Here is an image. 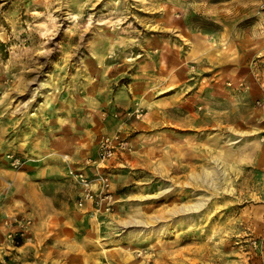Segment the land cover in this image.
<instances>
[{"label":"rangeland","instance_id":"obj_1","mask_svg":"<svg viewBox=\"0 0 264 264\" xmlns=\"http://www.w3.org/2000/svg\"><path fill=\"white\" fill-rule=\"evenodd\" d=\"M162 52L169 63L189 55L196 77L228 72L218 86L237 95L229 124L217 116L219 135L200 128L194 156L191 145L184 156L156 145L158 132L143 166L128 169L115 213L90 234L101 236L86 245L96 257L54 237L36 244L31 215L5 214L0 264H249L241 225L246 206L263 198L261 179L254 165L227 166L221 153L264 135V0H0V162L22 168L19 140L85 93L98 91L94 103L129 101L134 73L151 78ZM11 216L32 218L29 232L5 224Z\"/></svg>","mask_w":264,"mask_h":264},{"label":"crops","instance_id":"obj_2","mask_svg":"<svg viewBox=\"0 0 264 264\" xmlns=\"http://www.w3.org/2000/svg\"><path fill=\"white\" fill-rule=\"evenodd\" d=\"M161 56L159 66L152 67L148 73L151 78L142 80L138 78L140 74L134 73V78L126 85L129 101L118 100L116 96L108 102L98 99L94 103L98 91L85 93L82 95L84 98L73 107L65 105L54 110L42 124L43 127L34 128L30 139L19 140L20 155L25 160L22 168L8 167L1 157L0 196L5 193L4 190L9 191L8 197L4 195L5 200L2 198L0 202L1 218L5 214L31 215L36 244L54 237L56 241L72 242L79 252L84 249L85 255L96 257V250L86 248V245L101 236L90 234L106 223L105 216L115 213L122 199L119 186L126 183L128 169L143 166L142 154L147 145H154V141L158 140V132H161L160 142L156 145L168 147L174 144L182 156L185 147L190 145L193 156L195 150L200 153V128L210 127L214 130L212 135L220 134L222 127L217 116H222L229 124L233 99H237L232 91L219 89L218 84L220 87L223 85L218 82L229 76L228 72L223 74V69L217 67L214 74L196 77L188 63L193 59L189 55H178L176 63L165 60L167 54L164 52ZM181 71L185 74L181 75L182 78L177 74ZM176 74L177 78H174ZM137 103L145 109L140 118L128 115L129 111L135 110ZM106 104L107 107L104 106ZM100 106L103 107L100 109ZM172 130L177 131L175 140L170 138L174 135ZM118 131L128 137L133 150L121 152L103 168L111 175L116 203L113 212L99 211L91 200L80 203L83 188L68 176V167L75 165L93 174L96 168L88 164V159L97 156L100 137ZM217 138L220 140L218 145L228 142L220 137H214V140ZM233 145L236 146L230 148L225 145L221 153L225 164L254 165L253 171L261 179L256 192L263 198L246 206L247 215L242 221L241 232L243 240L248 242V263L264 264V135L245 143L234 142ZM254 239L259 241L258 247L253 246Z\"/></svg>","mask_w":264,"mask_h":264},{"label":"built area","instance_id":"obj_3","mask_svg":"<svg viewBox=\"0 0 264 264\" xmlns=\"http://www.w3.org/2000/svg\"><path fill=\"white\" fill-rule=\"evenodd\" d=\"M144 107L137 103L134 111H129L128 115L136 117H141L144 115ZM119 116V112L116 113ZM133 146L130 143L128 137L121 131L103 134L99 139V149L97 156L88 159V164L95 166L96 170L93 174H89L85 169L78 168L75 165H69L68 174L83 188V193L80 199V203L83 204L87 200H91L94 206L99 211H109L113 212L115 210L116 194L112 187V179L109 172L103 170L106 164L121 152L132 151ZM13 158L15 165L22 164L21 157H15V155H10ZM12 218V219H11ZM5 219V224L10 225L16 222L20 226V233L25 235L29 232L32 226V218L30 217H12ZM19 231H11L9 237L12 241L15 240V235ZM253 246L258 247L259 241L257 239L253 240Z\"/></svg>","mask_w":264,"mask_h":264},{"label":"bare ground","instance_id":"obj_4","mask_svg":"<svg viewBox=\"0 0 264 264\" xmlns=\"http://www.w3.org/2000/svg\"><path fill=\"white\" fill-rule=\"evenodd\" d=\"M140 221H141V220H137L136 223H139V224H140Z\"/></svg>","mask_w":264,"mask_h":264}]
</instances>
